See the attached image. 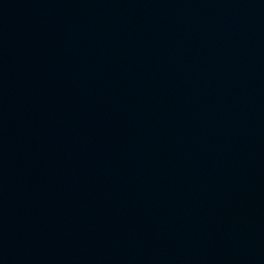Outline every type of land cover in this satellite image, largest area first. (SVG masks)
Here are the masks:
<instances>
[{"label": "water", "instance_id": "obj_1", "mask_svg": "<svg viewBox=\"0 0 264 264\" xmlns=\"http://www.w3.org/2000/svg\"><path fill=\"white\" fill-rule=\"evenodd\" d=\"M0 264H264V0H0Z\"/></svg>", "mask_w": 264, "mask_h": 264}]
</instances>
